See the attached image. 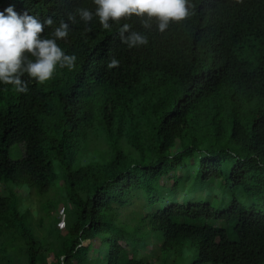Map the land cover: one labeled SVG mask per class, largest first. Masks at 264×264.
I'll return each instance as SVG.
<instances>
[{
  "label": "trees",
  "instance_id": "16d2710c",
  "mask_svg": "<svg viewBox=\"0 0 264 264\" xmlns=\"http://www.w3.org/2000/svg\"><path fill=\"white\" fill-rule=\"evenodd\" d=\"M8 6L51 18L45 36L68 13L94 9L92 0H0V11ZM188 6L189 15L164 32L154 19L147 29L133 17L105 30L77 17L57 41L77 57L74 68L30 81L27 93L0 84V185L14 184L0 191V264H145L140 244L153 245L162 264L170 253L172 263H264V0ZM123 23L148 44L124 45ZM113 58L119 64L109 69ZM204 128L208 140L198 137ZM92 141L104 146L99 156ZM16 144L25 151L13 159ZM55 161L67 233L55 225L57 243L45 244L21 193H47L58 178ZM190 166L202 180L241 187L244 199L232 195L223 210L208 201L165 203L158 182L172 178L174 189L184 173L178 169Z\"/></svg>",
  "mask_w": 264,
  "mask_h": 264
},
{
  "label": "clouds",
  "instance_id": "9594fccd",
  "mask_svg": "<svg viewBox=\"0 0 264 264\" xmlns=\"http://www.w3.org/2000/svg\"><path fill=\"white\" fill-rule=\"evenodd\" d=\"M92 4L94 9L78 8L75 13H68L67 20L53 27L50 36L43 33L46 27L53 25L51 18L41 21L28 12L17 13L13 6L0 11V84L11 85L17 93H27L30 81L42 84L50 80L57 69L74 68L77 57L67 54L57 41L67 39L70 25L77 23V17L85 25L96 19L105 30L133 17L140 18L147 29L148 21L154 19L158 31L164 32L170 22H180L189 15V0H92ZM130 27L128 23L119 27L120 41L129 49L147 45L148 36L130 31ZM118 64L113 58L108 68Z\"/></svg>",
  "mask_w": 264,
  "mask_h": 264
},
{
  "label": "rangeland",
  "instance_id": "374dc122",
  "mask_svg": "<svg viewBox=\"0 0 264 264\" xmlns=\"http://www.w3.org/2000/svg\"><path fill=\"white\" fill-rule=\"evenodd\" d=\"M16 96V94H15ZM205 136V139L208 140L210 137L209 129L204 128V131L198 135L201 138ZM224 144H227L232 150H237L240 146L234 140H231L230 137H225L223 140ZM94 150L93 156H96L104 149V146L99 141H92ZM181 145L174 147V151L181 150ZM25 151L24 144H16L12 150V158L16 159L20 154H23ZM98 152V153H97ZM19 154V155H18ZM96 154V155H94ZM92 156V157H93ZM99 156V155H98ZM199 156V155H198ZM56 172L58 178L55 180L53 186L47 193L40 194L36 190L28 191L23 190L21 193L22 204L25 208L29 210L30 215V227L36 236L42 239L43 243H57L58 240H55L57 237L56 226L59 228V233L64 236L67 233V228L64 223V214L66 207V198L63 189V184L59 179V165L55 161ZM178 172H184L174 189V181L172 178H164L158 182L160 194L163 195V201L165 203H171L174 201L187 203L194 201H208L217 209L223 210L227 209L230 205V199L232 195L238 196L241 200L244 199L243 191L241 187L225 185V179H207L202 180L199 175V170L197 166H190L186 171L178 169ZM0 185V191L8 192L11 188H14V184L7 183L3 181ZM10 184V185H5ZM139 204V202H137ZM216 226L219 225V222H214ZM225 224V223H223ZM56 225V226H55ZM228 228V233L231 239L236 238V234L231 226L226 225ZM86 241L85 243H87ZM2 246V244H0ZM7 247H9L7 245ZM57 248V247H56ZM55 250V245H54ZM138 257L141 258L145 264H162V257L160 254H155L153 252V245L148 247L143 246L142 244L137 246ZM131 251V248H130ZM172 255V256H171ZM166 256V255H165ZM168 257L169 261H166L165 264H191L193 258L182 259L176 258L178 261L172 263L175 259L173 253H170ZM53 253L48 254L47 262L50 263L53 260ZM264 264V263H263Z\"/></svg>",
  "mask_w": 264,
  "mask_h": 264
},
{
  "label": "built area",
  "instance_id": "2783aa9c",
  "mask_svg": "<svg viewBox=\"0 0 264 264\" xmlns=\"http://www.w3.org/2000/svg\"><path fill=\"white\" fill-rule=\"evenodd\" d=\"M6 264H13V263L11 262V263H6Z\"/></svg>",
  "mask_w": 264,
  "mask_h": 264
}]
</instances>
